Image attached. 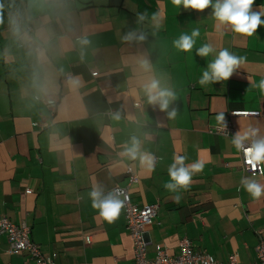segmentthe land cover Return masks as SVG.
Masks as SVG:
<instances>
[{"label":"crops","instance_id":"obj_1","mask_svg":"<svg viewBox=\"0 0 264 264\" xmlns=\"http://www.w3.org/2000/svg\"><path fill=\"white\" fill-rule=\"evenodd\" d=\"M1 1L0 216L25 221L42 252L57 253L56 264H133L124 215L108 223L89 195L94 183L104 193L127 185L131 164L138 175L129 187L133 203L159 204L148 227L149 257L158 243L178 254L187 236L197 251L218 260L237 252L241 263L255 261L264 239V194L254 199L241 180L264 186V174H244L232 138L209 127L219 124L221 112L264 111L256 87L264 79V24L251 37L217 30L211 6L177 10L171 0H130L138 11L133 16L115 7L119 0ZM252 11H264V0H255ZM179 20L182 26L173 25ZM195 28L200 36L193 49L179 52L173 41ZM204 44L214 52L202 58L196 52ZM160 45L157 54H147ZM223 49L245 63L228 81L200 86L202 69ZM153 79L177 93L166 111L148 102L145 85ZM48 99L57 104L47 105ZM173 109L177 116L169 119ZM231 121L236 132L253 128L264 138L263 117ZM132 137L142 153L158 158L153 169L124 154ZM176 155L186 165L202 162L203 170L187 190L170 192L164 185ZM8 247L3 235L0 264H37Z\"/></svg>","mask_w":264,"mask_h":264},{"label":"clouds","instance_id":"obj_2","mask_svg":"<svg viewBox=\"0 0 264 264\" xmlns=\"http://www.w3.org/2000/svg\"><path fill=\"white\" fill-rule=\"evenodd\" d=\"M171 3L177 10L183 5L185 9L191 8L201 12L211 6L217 30H223L224 28L230 27V30L235 34L251 37L257 32L258 27L261 24H264V21L261 20L264 11H252V5L255 3V0H215V3H213L212 0H171ZM2 5L3 2L0 0V7ZM140 19H143V16H141ZM199 36L200 29L195 28L190 35L186 33L181 34L177 40L173 41V45L179 52L190 53ZM130 38H132L131 35L126 37V39ZM138 39L144 40L145 36L141 34ZM87 42V40L83 41L85 44ZM213 52L214 49L210 44H204L198 48L196 54L204 58L208 57ZM245 59V57L232 54L228 49L221 50L212 61L208 62L207 68L202 69V78L199 79L200 86H206L210 82L218 83L228 81L236 69L245 63ZM256 87L259 88L261 94H264V79H261ZM145 92L148 97V102L150 104L159 103L162 111H166L169 107V103L177 98V93L175 91L169 88H161L159 81L155 79H153L151 83L145 85ZM177 113L178 110L173 109L168 113L169 119L176 118ZM243 114L247 115L248 113L245 112ZM113 118L118 120L119 114H115ZM215 119L217 123L223 124L226 127L225 115L223 112L219 113ZM246 141H250L247 147L245 146ZM232 143L238 150L240 167L242 165V160L239 150H243L246 163L251 165L253 171L257 169L259 164L264 163V138L258 136L257 129L249 128L244 131L243 134H241V132H236L232 138ZM124 154L132 159H136L139 156L141 163L143 164L146 162L150 170L154 168L155 161L158 160L157 157L154 158L151 154L141 152V142L136 137H132L131 146L125 148ZM173 160L174 162L168 168L171 182L165 183L164 187L170 192H177L180 188L187 190L192 183L193 174L203 170V163L196 162L186 165V157L179 155L174 156ZM260 171L264 174V167H262ZM243 173L249 174L244 171ZM241 184L254 199H258L264 194V186L260 185L255 179L243 178ZM26 193L28 192L26 191ZM89 195L92 202V208L98 210L99 216L102 217L103 220L108 223H113L118 219L121 210L124 207V200L120 199L119 194L109 193L108 195H105L103 189L98 184L94 183ZM180 198L179 195L175 197L177 202H179ZM148 235L149 232L147 234V239ZM148 241L150 242L149 239Z\"/></svg>","mask_w":264,"mask_h":264},{"label":"built area","instance_id":"obj_3","mask_svg":"<svg viewBox=\"0 0 264 264\" xmlns=\"http://www.w3.org/2000/svg\"><path fill=\"white\" fill-rule=\"evenodd\" d=\"M46 102L49 106L56 105L54 99H48ZM139 104L140 103H137V105ZM245 112L248 114L244 115L243 113ZM233 116H262L264 118V111L231 110L225 116L226 127L223 124H215L209 127V132L233 138L236 134V129L231 121ZM249 143L250 141H246L245 146L247 147ZM239 151L242 160L241 168L244 172L252 176L263 174L260 171V169L264 167L263 163L259 164L257 169L253 171L251 165L246 163L243 150ZM127 172L129 175L127 185H117L104 194H119L120 199L124 200V207L121 210V214H123L126 219L127 227L134 243L133 264H243L240 262L237 252L229 254L227 260L221 261L207 251H197L187 236L180 239V251L178 254H168L166 248L158 243L156 244L153 257H148V227L153 223V219L158 212L159 204L138 205L133 203L129 187L132 183L138 181V175L131 165H128ZM27 192L31 193L32 189H27ZM30 232V227L25 221H22L21 224H17L5 215L0 216V241L3 235L6 236L9 245L7 249L8 253L20 254L26 252L31 258L36 260L37 264H56L57 253L45 255L40 245L32 241ZM259 233H262V231L259 230ZM86 240L91 241L90 236H87ZM256 256L257 259L255 261L245 264H264V239L262 237L256 245Z\"/></svg>","mask_w":264,"mask_h":264},{"label":"rangeland","instance_id":"obj_4","mask_svg":"<svg viewBox=\"0 0 264 264\" xmlns=\"http://www.w3.org/2000/svg\"><path fill=\"white\" fill-rule=\"evenodd\" d=\"M85 2H88V0L83 1V3H85ZM140 3H144L143 0H137L136 4L140 5ZM131 5H133V3L130 0H119L116 3L115 7L118 8L119 10H121L122 12H124L122 9L127 10V13L130 14L131 16H133V14L137 15L138 11L133 9L132 7L130 8ZM172 18H177L178 19L179 17L177 15H174V16H172ZM153 21H155V20H153ZM173 25H176L178 27L182 26L183 25V21L179 20V21H177V24H173ZM170 36H172L173 38L177 37L176 34H172ZM178 38L179 37H177L176 39H178ZM164 41H165V39H163L162 44L164 43ZM161 45L159 47H156V48L152 47L151 52H149L147 54L149 56H153V55L157 54V50L161 47Z\"/></svg>","mask_w":264,"mask_h":264},{"label":"water","instance_id":"obj_5","mask_svg":"<svg viewBox=\"0 0 264 264\" xmlns=\"http://www.w3.org/2000/svg\"><path fill=\"white\" fill-rule=\"evenodd\" d=\"M148 239H149V235H148Z\"/></svg>","mask_w":264,"mask_h":264},{"label":"trees","instance_id":"obj_6","mask_svg":"<svg viewBox=\"0 0 264 264\" xmlns=\"http://www.w3.org/2000/svg\"><path fill=\"white\" fill-rule=\"evenodd\" d=\"M149 257V256H148ZM151 258V257H150Z\"/></svg>","mask_w":264,"mask_h":264}]
</instances>
